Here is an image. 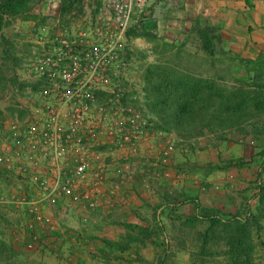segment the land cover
Here are the masks:
<instances>
[{
  "label": "rangeland",
  "instance_id": "rangeland-1",
  "mask_svg": "<svg viewBox=\"0 0 264 264\" xmlns=\"http://www.w3.org/2000/svg\"><path fill=\"white\" fill-rule=\"evenodd\" d=\"M97 2L41 0L16 13L5 10V0H0V145L8 138L10 122L29 112L27 92L36 83L29 69L40 44L36 36L83 34ZM159 13L164 20V11ZM166 36L170 40H164ZM164 37L141 32L130 41L129 79L143 92L153 137L142 138L136 146L128 144L129 149L120 153L105 151L109 168L104 183L84 190L92 200L90 216L54 219L59 224L54 248H67L80 264H264V185L255 207L246 199L244 212L228 215L217 213L220 208L215 203L201 216H193L191 198L182 194L185 170L201 165L210 176L230 164L226 152L230 142L243 146L249 140L247 131L264 134V50L244 64L242 57L203 56L201 66H217L219 72L197 77L201 83L189 78L191 89L186 84L183 89L173 56L183 35L170 32ZM212 98L219 99L217 106L205 104ZM228 129H234L235 135L228 137ZM125 170L131 174L129 181L124 179ZM258 181L260 177L249 196ZM29 189L19 174L0 169L1 192L29 194ZM34 205L0 204V264H63L40 248L52 242L30 214ZM104 214L107 219L100 217ZM100 223L105 226L99 229ZM136 227H151L153 233L140 236ZM140 237H151L158 249L131 245Z\"/></svg>",
  "mask_w": 264,
  "mask_h": 264
},
{
  "label": "built area",
  "instance_id": "built-area-1",
  "mask_svg": "<svg viewBox=\"0 0 264 264\" xmlns=\"http://www.w3.org/2000/svg\"><path fill=\"white\" fill-rule=\"evenodd\" d=\"M162 5L164 0L156 5L152 0H98L83 34L36 36L40 44L29 69L36 80L27 92L29 112L10 122L0 145V169L19 174L31 189L29 194L0 191V204L37 203L30 214L53 245L40 248L63 264L80 263L67 248L55 250L59 224L54 219L86 220L93 205L84 190L104 183L105 151L120 153L128 144L153 137L143 92L129 79L130 41L143 31L155 32L154 17ZM123 176L131 178L126 170ZM260 186L250 199L252 207ZM34 238L39 244L40 237Z\"/></svg>",
  "mask_w": 264,
  "mask_h": 264
},
{
  "label": "crops",
  "instance_id": "crops-1",
  "mask_svg": "<svg viewBox=\"0 0 264 264\" xmlns=\"http://www.w3.org/2000/svg\"><path fill=\"white\" fill-rule=\"evenodd\" d=\"M152 1L156 5L159 0ZM161 10L164 11V20L159 18ZM154 22L156 28L154 33L162 34L163 37L170 32L183 35L181 39L184 40L183 43H175L176 46H182L173 52L178 64L175 68L180 75L178 82L183 85V89L184 84L191 89L189 78L193 79L192 82L197 83L199 80L201 83L202 79H196L197 77L204 78L202 75L208 71L219 72L217 66H201L199 59L203 56L242 57L244 64L247 62L245 59L256 58L260 50H264V0H164V5L157 7ZM146 33L150 34L149 31ZM166 37L164 40H170L168 36ZM193 42L200 48L197 49ZM193 45L195 48L191 49ZM204 47L207 48L204 50ZM189 74H193L194 78L189 77ZM218 101V98H212L206 100L205 104L217 106ZM228 131L230 132L228 137L236 133L234 129ZM246 134L249 140L243 146L238 142H230L227 146L226 152L229 154L230 162L227 168H217L210 176L204 174L201 165L185 170L183 174L185 178L182 180L185 189L182 194L191 198L189 208L193 216H201L202 210L212 208L215 203H218L220 209L217 213L221 215L236 211L244 212V204L246 199L248 203L250 202L249 194L254 189L255 179L260 177L261 182L257 183L264 185V134L253 135L249 131ZM240 160L245 163L241 164ZM100 217L108 218L106 214ZM134 217L140 221L139 217L135 215ZM100 224L99 229L105 226L103 223ZM119 230L126 231L122 228ZM136 230L140 236L153 233L151 227L145 229L136 227ZM143 238L132 241L131 245L144 247L139 250L158 249L151 237Z\"/></svg>",
  "mask_w": 264,
  "mask_h": 264
},
{
  "label": "trees",
  "instance_id": "trees-1",
  "mask_svg": "<svg viewBox=\"0 0 264 264\" xmlns=\"http://www.w3.org/2000/svg\"><path fill=\"white\" fill-rule=\"evenodd\" d=\"M41 0H5V10L16 13H23L29 6L39 3ZM148 32V31H147ZM142 33H146L143 31ZM211 222L215 221L210 219Z\"/></svg>",
  "mask_w": 264,
  "mask_h": 264
}]
</instances>
